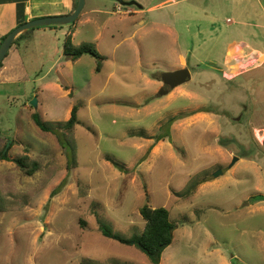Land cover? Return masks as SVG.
Returning <instances> with one entry per match:
<instances>
[{"label": "rangeland", "instance_id": "obj_1", "mask_svg": "<svg viewBox=\"0 0 264 264\" xmlns=\"http://www.w3.org/2000/svg\"><path fill=\"white\" fill-rule=\"evenodd\" d=\"M125 1L142 10L84 0L74 25L25 32L2 63L17 62L0 72V264H151L98 228L140 235L145 203L175 226L160 264H264V57L232 50L264 54V0ZM68 35L94 45L99 73L64 55ZM183 68L187 83L163 85ZM73 106L62 145L31 119L54 127Z\"/></svg>", "mask_w": 264, "mask_h": 264}, {"label": "trees", "instance_id": "obj_2", "mask_svg": "<svg viewBox=\"0 0 264 264\" xmlns=\"http://www.w3.org/2000/svg\"><path fill=\"white\" fill-rule=\"evenodd\" d=\"M77 5V0H73V11ZM78 21V19L74 22V24ZM73 24V25H74ZM55 27H49L48 29H52ZM43 30L45 28H38V30ZM34 30V29H33ZM24 35L21 34L19 37L15 39L12 43L11 47ZM5 36L1 38V42ZM63 53L65 56L69 57L72 61L79 59L84 55H88L96 60V73L100 72L102 63L104 58L97 52L94 45L82 43L79 46H73L71 42V35H68L63 43ZM10 47V48H11ZM8 54V52H7ZM5 55V57L7 56ZM4 57V58H5ZM3 60L0 63V67L2 66ZM77 106H73L70 110L69 119L63 124H57L54 127H49L45 125L38 114H32L31 119L34 124L40 128L43 132H51L53 135H56L60 144L61 140L64 139L65 133L72 132L74 127L79 124L77 120ZM210 112V111H205ZM171 122L174 121L170 119ZM160 138L158 139V141ZM62 145V144H61ZM10 146H6L4 150L0 151V161H4L8 159V151L10 150ZM29 157L26 154H23L17 158L13 159L16 167L23 172L26 176H31L37 169L35 164L28 163ZM116 167L122 169L120 166L115 164ZM259 200H264L263 197L259 196ZM139 214L144 221V228L140 235L124 239L120 236L114 235L112 232L108 230V228L99 223L98 228L101 234L108 238L117 241L123 245H133L136 249H138L141 253L146 255L151 264H160V259L163 251L171 245L173 239V231L174 224L170 221V216L168 210L165 208H151L147 203L143 204L139 208Z\"/></svg>", "mask_w": 264, "mask_h": 264}, {"label": "crops", "instance_id": "obj_3", "mask_svg": "<svg viewBox=\"0 0 264 264\" xmlns=\"http://www.w3.org/2000/svg\"><path fill=\"white\" fill-rule=\"evenodd\" d=\"M259 1L260 0H256L258 5H260L261 2ZM45 2H48V4L52 6V10L54 11L53 15L55 16H61L64 14L67 15L72 12L71 10L73 7V0H0V43H1V38L3 36H6L10 31H12L20 24L27 22L26 21L27 19L29 21L32 19L39 18V16L42 17V13L39 12L42 9V6L44 5ZM23 18L24 19L27 18V19L24 21ZM227 22L231 23L232 21L231 20L229 21V19H227ZM235 48L236 50L238 49V51L240 52L239 54H241L238 55L237 63H239V61L241 62L245 61L242 53L244 54L248 53L249 56H253L255 58L264 57V54L261 51L252 49L250 45L245 42L237 43L232 48V50ZM10 49L8 50V53L10 52ZM9 54H7V56L4 59L9 57ZM16 65L17 62L14 61V58H10L1 67L0 72L3 73L5 71H8L10 68L12 69Z\"/></svg>", "mask_w": 264, "mask_h": 264}, {"label": "water", "instance_id": "obj_4", "mask_svg": "<svg viewBox=\"0 0 264 264\" xmlns=\"http://www.w3.org/2000/svg\"><path fill=\"white\" fill-rule=\"evenodd\" d=\"M112 1L117 3L120 7H130V6L141 7L139 4H137L134 1H129V2H125L124 0H112ZM84 3H85L84 0H77V5L70 14L63 16H48L43 18L32 19L14 28L5 36L3 41L0 43V63L4 59L12 43L21 34L33 29H38L43 27H56V26L64 27V26L73 25L74 22L81 15L84 8ZM189 80H190V73L186 68L178 69L171 72H166L161 75V81L163 85L167 86L171 90L187 83ZM167 93H168L167 90L160 89L158 92V96H164ZM30 106L33 108L37 107V102L35 99L30 102ZM235 161L236 159L233 162Z\"/></svg>", "mask_w": 264, "mask_h": 264}, {"label": "flooded vegetation", "instance_id": "obj_5", "mask_svg": "<svg viewBox=\"0 0 264 264\" xmlns=\"http://www.w3.org/2000/svg\"><path fill=\"white\" fill-rule=\"evenodd\" d=\"M125 1V0H124ZM125 2H129V1H125ZM117 6H119L118 4H117ZM130 7H132V6H130ZM135 7H137V6H135ZM139 10L140 9H142V7H137Z\"/></svg>", "mask_w": 264, "mask_h": 264}, {"label": "built area", "instance_id": "obj_6", "mask_svg": "<svg viewBox=\"0 0 264 264\" xmlns=\"http://www.w3.org/2000/svg\"><path fill=\"white\" fill-rule=\"evenodd\" d=\"M117 8H118V10H120V9H119V8H120L119 6H118Z\"/></svg>", "mask_w": 264, "mask_h": 264}]
</instances>
